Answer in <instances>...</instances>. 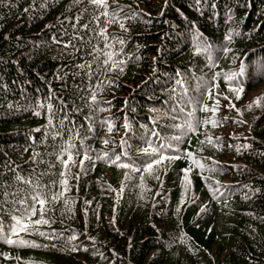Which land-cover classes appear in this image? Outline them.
Instances as JSON below:
<instances>
[{"label": "trees", "instance_id": "obj_1", "mask_svg": "<svg viewBox=\"0 0 264 264\" xmlns=\"http://www.w3.org/2000/svg\"><path fill=\"white\" fill-rule=\"evenodd\" d=\"M106 2L0 0V264H264V0Z\"/></svg>", "mask_w": 264, "mask_h": 264}, {"label": "snow or ice", "instance_id": "obj_2", "mask_svg": "<svg viewBox=\"0 0 264 264\" xmlns=\"http://www.w3.org/2000/svg\"><path fill=\"white\" fill-rule=\"evenodd\" d=\"M77 2H80V0H77ZM88 2L90 4H93L97 7H103V8H107L108 5H107V2L106 0H88ZM104 15H107V12L104 13ZM114 19V17H113ZM111 22V21H110ZM84 28H88V25L87 24H84L83 25ZM121 27L123 28V24H121ZM126 30V29H125ZM102 35L104 34L103 32L101 33ZM229 40L231 39V36L228 37ZM120 43H123V41H120ZM109 59H111V54H109ZM81 68L84 67V65H80ZM121 71H123V69L121 68L120 69ZM233 75H230L228 76V80H232L233 79ZM179 83V81H178ZM233 91H236L237 92V99L240 98L239 94L243 92V88H234L232 89ZM209 95H211V93L209 92ZM92 99L93 101H95L96 97L95 95L92 96ZM224 99H228L227 97H224ZM257 104H259V98L257 99L256 101ZM219 104V100H217V105ZM229 107L230 108H234L235 105L231 104V102L229 103ZM249 108H251V105H249ZM205 111H212V112H216L218 111L219 109L218 108H212V109H209L207 108V106H205L204 108ZM239 111V110H237ZM51 123V121H50ZM205 123H210L213 127H216L218 126L219 122L216 121V120H209V121H205ZM125 127L127 128L128 125L126 124ZM112 130V126L111 124L109 125V131ZM195 130V129H193ZM37 131H39V129H37ZM153 135H158L156 133H153ZM209 142L211 143L212 140H211V137L208 138ZM105 144L109 143L108 140H105L104 141ZM122 144H126L127 142L126 141H122L121 142ZM147 144L146 147H143V148H139V149H136V151L142 155V156H146L148 157V160L147 161H144L143 164H144V168L143 170L146 171V172H151L152 169L154 168L155 165H159L161 164L165 159H168V160H174V159H179L180 157L179 156H165L164 155V152L170 148L171 146L170 145H166V144H160L159 146H155L152 144V142L149 140V141H146L145 142ZM237 151H239V149H237ZM127 151L125 150L123 155H127ZM108 154L105 153V157L107 156ZM188 157H191L192 154L191 153H187ZM85 159H91V157L85 155ZM69 161H73V158L72 156L69 154L68 156V160L65 161L63 159H61V163H63L65 165V167L67 168L68 166V162ZM121 161V155H116L113 159H112V163L113 164H116L118 167H121V168H125V169H130L131 171H136V172H139L141 171V168L139 166H137L135 164V162H131V163H124V162H120ZM119 162V163H118ZM195 164H197L199 167L203 168V165L199 163V161H193ZM83 164V161H81V165ZM187 171L188 170H185L186 172V175H185V180L190 183V181L188 180V176H187ZM70 175V173H69ZM126 178H127V174H126ZM157 179H159V177H156ZM17 179H23L22 177H17ZM26 183H31V181H25ZM63 185L65 187V189H67V180H65L63 182ZM62 195V193L60 194H54V195H51L50 197L47 195V194H42V193H37L35 195H33L31 198L33 201L37 202L41 207H40V215H41V219L35 221L36 224H48L49 223V220L48 219H44V212L46 211V209L44 208V205L49 203L50 201L51 202H55L57 199L60 198V196ZM20 203H24V201H19ZM36 215V208L35 207H31L30 209H27L26 210V215L25 217L23 218H20L18 219L17 217H13V220L16 221L15 225L11 228V234L12 235H15L18 231H29V224L27 223H24L23 220L24 219H31L32 216H35ZM3 233V228H2V225H0V239H3L5 243H8V244H19V245H22V246H31V247H40V245H37L35 244L34 242H29V241H25V240H13L11 239L9 236H4L2 235ZM40 235L44 236L46 235L45 233L41 232ZM54 246V245H53Z\"/></svg>", "mask_w": 264, "mask_h": 264}]
</instances>
